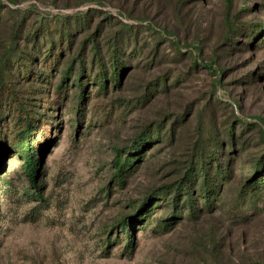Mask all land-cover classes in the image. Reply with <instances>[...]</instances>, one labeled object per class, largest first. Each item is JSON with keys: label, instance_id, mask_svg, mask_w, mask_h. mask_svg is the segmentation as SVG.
Returning <instances> with one entry per match:
<instances>
[{"label": "rangeland", "instance_id": "1", "mask_svg": "<svg viewBox=\"0 0 264 264\" xmlns=\"http://www.w3.org/2000/svg\"><path fill=\"white\" fill-rule=\"evenodd\" d=\"M0 154V264H264V0H0Z\"/></svg>", "mask_w": 264, "mask_h": 264}, {"label": "trees", "instance_id": "2", "mask_svg": "<svg viewBox=\"0 0 264 264\" xmlns=\"http://www.w3.org/2000/svg\"><path fill=\"white\" fill-rule=\"evenodd\" d=\"M228 3H230V0H228ZM231 23H232V21H230L229 26L233 25ZM65 35H67V34H65ZM33 40L35 43H37L36 37ZM94 50L96 51V54H98L99 51L97 50L96 47H94ZM116 69H117V67H116ZM112 76L114 77L113 80H111L113 85L118 86L119 81H120V73L114 72L112 74ZM107 77L108 76L103 77L104 78L103 87H106V88H108ZM31 127H33V125H31ZM31 127L29 125H27L26 129L25 130L23 129L21 131L20 135H18V141H17L16 145H17V147H19L18 151L20 152V155L24 158V161H25L24 171H25V174H26V176L30 182V187L32 186L33 189H35L34 191H31L30 188L26 189L25 195H29L32 192H34L35 195L36 194L40 195V192H41L42 187H43V184L39 183V180H40L39 179V176H40V169L39 168H40V164H41L39 158L41 156L40 155L41 153L38 150V148L36 147V145L33 143V138H32L33 133H32ZM228 134H229V136H232L234 133H233V131H232V133L230 131ZM158 137H159V135L158 136H146V137H144L145 138L143 140L144 143H142V142L136 143L133 150H135V151L139 150L141 148V146H143V144H145V141H151L153 139H157ZM218 145H220V142ZM130 156H131V158L130 159L128 158L125 161L124 166H122L123 171L126 169H129L131 164H133V162L136 161V159H137L136 153H132ZM215 159H217V158H215V156H212V160L211 159L208 161H204V160L202 161L201 160L202 164L197 165V169H195V171L192 173V175L195 173L197 175V177L198 176L201 177L200 178L201 181L198 183V192L200 193V197L204 198L205 205L211 204V202H212L211 196H213L214 199H217L215 197V192H216L215 189H216V187H218V189H219L220 184L218 182H220L224 178V174L226 172V168H225L224 163L221 164V162H218L215 165L214 164ZM0 162H2V155L1 154H0ZM128 166H129V168H128ZM190 176H191V174H189V177H188L189 180L180 186V190L183 191V192H180V194L187 195L188 200L190 201V204L193 207L195 205L196 201L192 197V194H191L192 193L191 188H193V179H190ZM0 180H3L6 184H10V185H8L9 189L14 187V185L12 183H10V181L7 179V177H4V175H0ZM259 183H260V181L258 179H254L253 182H251V180H250L248 183H246L247 192L249 193V190L260 189ZM27 187H29V185ZM166 195H167L166 192L163 194L160 193L159 198L161 196L164 197ZM148 207H149V205H147V203H144L140 209L142 212L144 211L146 213L149 211ZM129 226L130 225L127 223L124 225L125 228H128ZM129 245H132V241L129 242Z\"/></svg>", "mask_w": 264, "mask_h": 264}]
</instances>
